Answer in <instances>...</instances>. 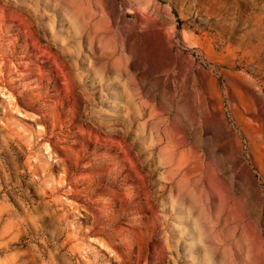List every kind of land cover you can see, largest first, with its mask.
Listing matches in <instances>:
<instances>
[{
  "label": "rangeland",
  "instance_id": "rangeland-1",
  "mask_svg": "<svg viewBox=\"0 0 264 264\" xmlns=\"http://www.w3.org/2000/svg\"><path fill=\"white\" fill-rule=\"evenodd\" d=\"M0 264H264V0H0Z\"/></svg>",
  "mask_w": 264,
  "mask_h": 264
}]
</instances>
